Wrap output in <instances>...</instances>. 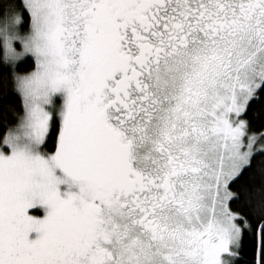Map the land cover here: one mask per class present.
Returning <instances> with one entry per match:
<instances>
[{
	"label": "snow or ice",
	"instance_id": "6c2138e0",
	"mask_svg": "<svg viewBox=\"0 0 264 264\" xmlns=\"http://www.w3.org/2000/svg\"><path fill=\"white\" fill-rule=\"evenodd\" d=\"M0 264H264V0H0Z\"/></svg>",
	"mask_w": 264,
	"mask_h": 264
}]
</instances>
